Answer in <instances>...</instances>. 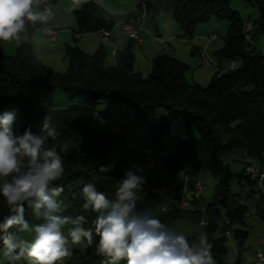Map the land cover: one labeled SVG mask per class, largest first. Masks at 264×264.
I'll return each instance as SVG.
<instances>
[{"label":"trees","instance_id":"1","mask_svg":"<svg viewBox=\"0 0 264 264\" xmlns=\"http://www.w3.org/2000/svg\"><path fill=\"white\" fill-rule=\"evenodd\" d=\"M235 1L257 10L252 32L246 30V18L233 9ZM143 5L153 23L161 13H169L184 39L193 38L197 27L212 20L228 22L223 46L215 53L222 63L230 65L228 70L220 66L204 87L190 83L186 77L189 65L171 55L154 58L151 72L145 77L135 71V54L131 49L117 53L116 64L109 66L104 46L92 55L78 46H69L68 68L61 73L45 65L35 54L34 36L42 26L38 24L23 33L26 40L18 44L13 56L4 53L0 41V113L5 107L16 105L21 118L17 134H23L29 127L39 134L46 112L50 107L54 109L53 123L58 136L55 140L49 138L47 146L59 150L64 143L69 145L64 174L54 182L64 188L59 197L63 201L61 214L73 218L83 215L85 228L94 227L92 222L97 214L84 210L83 199L79 195L74 199L73 193L79 194L85 184L94 183L98 191L109 199L114 198L125 171L122 163L112 161L110 154L123 145L125 136L117 128L94 129L84 119L97 112L104 101L112 99L123 104L122 113L129 116L132 124L147 130L155 147L160 146L167 130L174 131L176 150L164 162L171 181L145 179L137 209L150 211L167 226L177 219L176 213L180 211L174 207L182 204L185 197L179 175L184 172L193 176L204 168L210 170L217 179L213 203L203 208L196 198L187 213L195 223L207 219L205 232L213 244L216 264H227L225 258L232 232L240 246L247 241L249 209L233 190L235 181L241 183L242 175L234 173L223 159L242 152L247 157L246 163L264 162V50L257 46L264 37V0H140L137 10L125 16L112 14L96 0H86L76 12L75 34L112 32L118 25L135 19ZM231 64H235L233 69ZM58 91L65 94L68 103H50L46 96ZM160 109L165 110V115L158 121ZM101 165H114V168L100 173ZM167 205L173 209L163 214ZM25 209V219L30 224L41 222L34 218L32 208L26 205ZM9 214L7 203L0 195V222ZM258 214L264 221V208L258 209ZM9 231L17 229L13 227ZM18 234L22 237L24 233ZM2 236L0 233V257L4 255ZM196 238L188 240L194 243ZM97 244L94 233L92 245H87L84 252L75 250L66 264H108L107 258L97 252ZM5 263L28 264L24 259L10 261L7 257L1 264Z\"/></svg>","mask_w":264,"mask_h":264},{"label":"clouds","instance_id":"2","mask_svg":"<svg viewBox=\"0 0 264 264\" xmlns=\"http://www.w3.org/2000/svg\"><path fill=\"white\" fill-rule=\"evenodd\" d=\"M85 2L72 0L69 11ZM40 3L41 0H0V41L19 40L30 26L48 23L52 12L50 8L38 10ZM53 112L51 107L46 112L39 134L33 133L31 127L16 134V110L0 113V195L10 211L0 222L5 257L10 261L24 259L28 264H63L72 255L70 245L86 242L90 246L95 233L97 252L107 258L108 264H216L206 232L190 243L150 211L137 209L146 180L132 170L125 172L112 199L98 191L94 183L85 184L79 194L73 193L74 199L77 195L83 199L84 210L97 214L93 228L83 227V215H62L63 201L59 197L64 188L54 182L64 174L69 145L64 143L59 150L47 146L49 138L55 140L58 136ZM113 168L114 165H101L99 172ZM26 205L40 223L32 225L25 219ZM69 224L73 227L65 234L63 229ZM13 227L16 232L9 231ZM18 233H28L31 238L24 239Z\"/></svg>","mask_w":264,"mask_h":264},{"label":"rangeland","instance_id":"3","mask_svg":"<svg viewBox=\"0 0 264 264\" xmlns=\"http://www.w3.org/2000/svg\"><path fill=\"white\" fill-rule=\"evenodd\" d=\"M114 1V0H113ZM112 0H106V1H100L98 0V4L111 8V6L114 4ZM126 1V0H125ZM72 6V0H67V2H64L62 0H58L56 3H51V8L53 14L56 13V11L64 12L65 14H69L70 17L67 16L68 19H74L77 25V16L76 12L77 9L69 11V8ZM131 8L134 10L136 6H133V4H129ZM232 7L234 10L241 13L243 17L246 18V30L248 32H252L253 26H252V20L255 18L256 15V9L253 7L245 8V3L240 1H235L232 4ZM254 9V10H253ZM43 10V8H41ZM65 19V18H64ZM162 22V26L164 31L171 30V24L177 25L172 16L169 13L163 12L161 15H159L156 19V22ZM153 21L151 19L148 20V24L152 25ZM42 25V29H43ZM155 29V28H154ZM153 29V32L155 33V30ZM70 30V29H69ZM229 30V23L226 21L218 22L215 20H212L209 23L200 25V27L197 30V33L203 32L205 35H217V41L209 48V52L213 57V60L218 64L220 62V59L215 55V50L220 48L224 42V38L228 34ZM71 32V31H70ZM183 33H181V36ZM203 35V36H205ZM157 36L159 40H164L166 37L165 35L158 34ZM149 37V36H148ZM176 39L181 40V38L177 37ZM194 38L188 39L189 41H193ZM47 45H55L49 41V39L45 38ZM165 41V40H164ZM15 44L13 41L5 42V52L8 56H13L16 54ZM50 46H47L48 48ZM258 48L260 50H264V37L260 39V41L257 44ZM136 51H139L135 49ZM5 53V54H6ZM6 54V55H7ZM137 54V52H136ZM66 55V54H65ZM57 58L56 56L53 57V59ZM64 61H62V57H58V62L54 63L52 65L53 69L57 72H66V68L64 66ZM68 63V61H66ZM150 64H152V60L150 62H147L144 54H137V59H135V71H141L145 77L149 76L150 72ZM238 64V63H237ZM225 68L228 69L230 67L229 64L224 62ZM152 66V65H151ZM206 69L209 70L210 74L207 80L203 81L202 86L207 87L209 85L210 80L212 77L216 74L218 71L217 66H205ZM152 68V67H151ZM189 78L190 75H189ZM191 81V79H189ZM65 94L61 91L56 92L52 95H47L46 97L49 99H52V104H66L68 103L67 98H63ZM64 99V100H63ZM111 101V103H121L116 100H108ZM122 104V103H121ZM105 108V106H102ZM16 110V120L13 125V130L17 134L21 129V118L20 114L18 112V109L16 105L11 104L5 109H3L2 113L4 111L8 110ZM117 108H113L111 106L106 108V111L104 110L105 116L112 121L114 124H117L121 126L126 131L125 136V142L123 145H121L119 148L113 150L110 154V157L112 158V161L122 163L123 170L126 172L128 170H132L136 172L137 175H142L145 179L152 180L153 178L159 182L162 183H169L171 181V177L167 170L164 167L165 160L172 155L176 150L177 145V139L175 136L174 131L167 130L164 134L163 141L161 142L159 147H155L151 141L150 136L147 130L144 127L137 126L131 123V120L128 115L121 114L120 111L116 110ZM107 113V114H106ZM165 115V110L160 109L157 112V120L160 121L162 117ZM115 117V118H113ZM89 120L93 121V128L94 129H109L111 125L107 126H100L98 125V122L96 121L95 115H92ZM129 125L130 129L126 128V126ZM197 136L194 138L196 139ZM133 139V140H132ZM134 141V143H133ZM139 143L144 144V147H150L152 149H155V151L158 153V157L160 158L159 165L154 169L153 172H150L148 167L145 165L144 157L142 156L141 152L134 153V146L137 148V145ZM135 144V145H134ZM138 149V148H137ZM240 152H236L234 154H231L229 156L224 157V162L226 164H229L231 169L234 173L241 175L243 172V164H240L236 161L238 155ZM162 157H164L162 159ZM162 159V160H161ZM138 169H142V171H138ZM178 180L183 183L184 185V192L185 197L189 200H194L198 198L200 201V205L203 208L208 207L213 203V198L215 194V188L217 185V179L213 176L210 170L204 168L199 173L193 175V176H187L184 172H182ZM241 183L239 184L238 181H235L233 190L235 193L239 194L241 203L248 207L249 213L246 218V224L249 230V236L247 238V241L244 246H240L237 240L234 237V233L232 232L229 243H228V252L225 258V262L227 264H253L256 261V255L259 251L264 253V221L258 214V209L264 208V191L260 189V187L257 184H250L246 179L240 178ZM198 184L204 185V191L201 194H198L197 186ZM166 210H162L163 214L168 213L170 209H173L171 205H167ZM179 210L180 212H177V219L171 220L167 227L185 235L188 239L193 238L194 236H198L200 233L205 232V228L200 226V221L197 223L190 220V215L187 213L188 209L184 208L182 204H178L176 207H174ZM73 227V225H66L64 227L65 234H67V229ZM28 238L30 239L31 236L28 233H24L22 238ZM87 248V243L81 245H70V250L72 254L75 250H79L81 252H84ZM4 253V252H3ZM2 255V252H0V256ZM72 256V255H71ZM70 256V257H71ZM66 258L63 262V264H66L68 259ZM6 264V263H5Z\"/></svg>","mask_w":264,"mask_h":264},{"label":"crops","instance_id":"4","mask_svg":"<svg viewBox=\"0 0 264 264\" xmlns=\"http://www.w3.org/2000/svg\"><path fill=\"white\" fill-rule=\"evenodd\" d=\"M62 1L67 2V0H62ZM96 1H98V0H96ZM104 1H106V0H104ZM113 2H114V4L111 6V8L106 7L105 9L108 10L109 12H111L112 14L122 15V16H125V15H128L130 13L135 12L137 10V7L140 4V0H126V1L125 0H114ZM129 4H133V6H136V5L137 6L133 10L131 8V6H129ZM41 8H42V3H40V5L38 6V10H41ZM245 8L247 9L248 7L245 6ZM76 9H78V8H76ZM67 16L70 17L69 14H65L64 12H60L58 10L56 11L55 14H53V12H52V17L49 20V22L46 24H43L44 25L43 29L41 26L37 30V32L34 36L35 54L37 55V57L40 61H42L45 65H47L51 68L53 67L52 65H54V63L58 62V57H62V61H64L63 62L64 66L68 67V63L66 62L67 59H66L65 54H66V50L69 46H78L81 50H83L85 53L90 54V55L95 54L101 48V46H104L105 50L107 52V65H109V66H113L116 64V55L113 54L114 52H116V54H117V53L125 51L127 49H131L135 54V59H137V54H144L147 62H150L151 60L153 61V59L159 55L167 54V55H171V56L181 60L182 62L188 64L190 69L187 72L186 77L190 83H198V84L202 85L203 81L207 80L209 77V74H210L209 70L206 69L207 67H205L201 64V60L199 57V51L206 47V43H205L204 38L211 36V35H208V34L205 35V34H203V32L197 33V30L200 26L197 27V29L194 33L193 41H189L188 39L182 38V36H181L182 32H181L178 25L171 24V30L164 31L161 21L157 22V23H152V25H149L148 20L150 18L148 16V18L141 23V27H142L143 31L145 32V35H144L143 46L139 47L135 43H133L132 41H130L128 39V37L124 34L122 27L120 25H118L111 32V40L109 41V43H105L103 41L102 33H91V34L79 36V35L75 34V30L77 29L76 22L72 18L68 19ZM47 27H50V28H53V29L59 31V37H58L57 41L51 42L55 45L50 46V44L47 45V43H46L45 38L47 37V34H46V28ZM153 29L155 30V33L153 32ZM158 34L159 35L160 34L165 35V37H166L164 39L165 41L159 40L158 39L159 36H157ZM203 35H205V36H203ZM177 37L178 38L180 37L181 40L176 39ZM23 40H26V36L23 33L20 34L19 40H13V42L15 44V46H14L15 50L14 51H17L18 44ZM4 46H5V42L3 41L2 49H3L4 53H6ZM47 46H50V47L48 48ZM222 46H223V44H222ZM222 46L220 48L216 49L214 53H216L219 49H221ZM210 47H208V52H209ZM194 48H196L195 54H193ZM135 49H137L139 51H136ZM136 52H137V54H136ZM7 53H10V52H7ZM209 54L211 56L213 55L210 52H209ZM54 56H56L57 61L55 58L53 59ZM151 65L152 64H150V72H151V67H152ZM217 65H218V67H217L218 70L220 69V66H222L225 70H228L225 68L224 63H222L221 61L218 62ZM134 69H135V67H134ZM137 72L142 73L141 71H137ZM189 75L191 78H189ZM189 79H191V81ZM63 98H65V97H63ZM108 100H110V99H108ZM108 100L104 101L97 108V112L88 115L84 119L85 123L93 128L94 122L89 120V118L92 115H95L96 121L98 122L97 115L101 114L109 121V125H111L110 128H117V130L121 131V133L123 135H126L127 130L125 131V129H123L121 126L114 124L104 114L105 113L104 110L106 111V108L109 106H111L113 108L116 107L117 108L116 110L120 111L122 114L123 104L114 103V102L111 103V101H108ZM50 103H53L52 99H50ZM53 105H64V104L62 103V104H53ZM102 106H105V108ZM113 118H115V117H113ZM98 125H100L99 122H98ZM100 126H102V125H100ZM126 128L128 129L129 126H126ZM129 130L130 129H128V131ZM133 143H134V141H133ZM137 148H135V146H134V150H133L134 153L141 152V154H142V150L144 148H147V147H144V144L139 143L137 145ZM163 158L164 157H162V159ZM158 159H159V163H160L161 162L160 158L158 157ZM236 161L239 162L240 164L244 165L243 172L241 175H242V178L246 179V176H245V164L247 162L246 155L244 153L240 152ZM258 164L264 168V162L258 163ZM246 181H247V179H246ZM24 239H28V238H24ZM5 260H6V257L4 255L2 257H0V264L4 263Z\"/></svg>","mask_w":264,"mask_h":264},{"label":"built area","instance_id":"5","mask_svg":"<svg viewBox=\"0 0 264 264\" xmlns=\"http://www.w3.org/2000/svg\"><path fill=\"white\" fill-rule=\"evenodd\" d=\"M100 1H104V0H100ZM41 3L43 10L45 8H50L52 12L50 0H41ZM147 18H148L147 7L143 5L140 14L135 19L121 26L124 34L128 37V39L139 47L143 46L144 35H145V32L141 27V23L145 21ZM46 34L51 42H56L59 37V31L50 27L46 28ZM102 38L105 43H109V41L111 40V32H107V31L103 32ZM204 40L206 43V47L199 51L201 64L203 66H208V67L217 66L216 62L213 60V57L208 52V47L212 46L217 41V35H211L205 37ZM113 54L116 55V52H114ZM234 67L235 64H231V69H233ZM97 120L99 124L102 126H106L109 124V121L101 114L97 115ZM142 155L144 157L145 165L148 167L150 172H153L154 169L159 165L157 152L154 149L147 147L142 150ZM245 176L250 184L252 185L257 184L260 187V189L264 191V168L261 165L255 162L246 163ZM152 180L155 181L154 178ZM197 191L198 194H201L204 191V185L198 184ZM192 202L193 200H189L186 197L182 199V205L186 209H190L192 207ZM199 224L201 227L206 228L208 226V221L206 218H203L201 219ZM227 235L230 236L229 233ZM261 253L263 252L259 251L257 253L256 261L253 264H264V256H262Z\"/></svg>","mask_w":264,"mask_h":264}]
</instances>
